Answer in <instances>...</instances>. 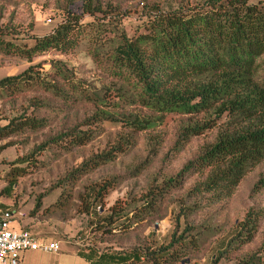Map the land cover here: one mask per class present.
Masks as SVG:
<instances>
[{"label": "trees", "instance_id": "1", "mask_svg": "<svg viewBox=\"0 0 264 264\" xmlns=\"http://www.w3.org/2000/svg\"><path fill=\"white\" fill-rule=\"evenodd\" d=\"M82 2L83 13L90 22H83L81 16L70 11L75 3L72 1L64 9L63 23L44 37L21 36L13 27H0V56L33 62L50 54L68 55L85 43L97 69L115 83L113 89L89 90L60 60L52 61L47 70L42 65L32 66L19 76L1 80V95L38 89L57 101L59 110L73 111L80 105L93 109L92 116L47 140L38 150L62 145L64 151L71 152L87 146L97 135L90 129L83 131L82 127L102 121L124 123L130 131L128 135L117 141L113 151L104 152L76 169L70 179L76 182L113 162L135 134L149 133V155L158 156L165 142L158 129L177 118L183 122L165 161H170L173 154L181 152L194 138L217 129L213 140L203 144L195 158L167 185L158 187L164 191L149 192L143 199V210L139 209L142 201L127 209H113L106 221L108 225L125 219L128 224L122 228L130 229L147 220L157 210L166 190H181L195 176L198 180L187 191V201L208 197L219 202L231 198L251 172L264 166V3L165 0L153 4L130 32L122 26L115 6L107 7L104 0ZM113 93L116 101L111 97ZM53 100L39 99L32 106L44 110ZM46 127V119L23 115L1 131L3 139H7L38 133ZM30 160L23 159L22 163L29 165ZM21 172L20 176H24L26 171ZM16 184L14 179L10 189ZM112 187L111 183L99 189L97 198L102 199ZM252 193H264V172L254 183ZM180 208L168 244L152 253L154 258L137 250L104 249L89 239L83 244L107 255L116 253L127 264L142 260L146 264L181 263L191 252L199 250L201 238L188 220L193 214L191 210L196 212L194 205L187 206L184 202ZM263 222L264 209L252 208L239 225L226 254L242 252L258 240L261 243L256 252L239 257L237 264H264Z\"/></svg>", "mask_w": 264, "mask_h": 264}, {"label": "rangeland", "instance_id": "2", "mask_svg": "<svg viewBox=\"0 0 264 264\" xmlns=\"http://www.w3.org/2000/svg\"><path fill=\"white\" fill-rule=\"evenodd\" d=\"M72 1L75 3L70 11L81 16L83 22H90L89 16L83 13L82 0H0V27H13L21 36H47L63 23L64 9ZM164 1L104 0L107 7H116V15L121 18L122 26L130 32L141 23L143 15L153 4ZM178 1L196 3L203 0ZM259 2L264 3V0H254V3ZM56 60L66 63L81 85L89 90L114 88L115 83L101 74L93 63L85 43L68 55L50 54L33 62L0 56V81L19 76L32 66L42 65L47 70L51 62ZM114 95L111 97L116 101ZM39 99L53 100L38 89H28L16 95L0 94V205L21 211L25 215L22 224L28 230L43 236L51 235L62 242L83 244V241L90 240L98 242L104 249L118 247L137 250L146 252L148 256L151 254L150 258H154L152 253L168 244L175 228V217L186 202L187 206L194 205L196 208V212L191 210L193 214L188 220L196 233L200 234L201 241L199 250L191 252L188 258L178 264H237L239 257L259 249L261 242L258 240L242 252L236 250L225 253L248 211L252 208L264 209V193H252L254 183L264 172V166L251 172L227 200L216 202L205 197L187 201V191L198 180L195 176L188 179L181 190H166L154 214L130 229L122 228L128 224L125 219L113 226L106 222L113 209H127L137 201H142L139 209L143 210L146 195L151 191H164L158 187L174 179L183 166L195 158L202 145L213 140L217 129L194 138L167 162L164 158L173 147L179 125L183 122L175 118L158 129L165 139L158 156L149 155V133L135 134L113 162L83 175L76 182H70L73 172L84 162L113 151L117 141L130 131L124 123L102 121L91 127H82L83 131L90 129L97 133L87 146L71 152L64 151L62 145L49 146L40 152V145L82 123L92 116L93 109L80 105L73 111L59 110L60 104L53 100L49 108L39 111L32 106ZM23 115L44 118L47 127L38 133L28 132L3 139L1 130L13 119ZM28 158H31L29 165H24L23 159ZM139 167L143 168L135 172V168ZM21 170L26 171L24 176H20ZM14 179H17V184L11 190L9 184ZM111 183L113 187L104 197L97 198V191ZM37 205L39 208H36ZM105 228H111L112 231L106 232ZM261 231L264 232V222ZM71 247L70 244L61 243L60 252Z\"/></svg>", "mask_w": 264, "mask_h": 264}, {"label": "built area", "instance_id": "3", "mask_svg": "<svg viewBox=\"0 0 264 264\" xmlns=\"http://www.w3.org/2000/svg\"><path fill=\"white\" fill-rule=\"evenodd\" d=\"M19 210L0 208V264H21L26 252L59 253V241L38 238L23 226Z\"/></svg>", "mask_w": 264, "mask_h": 264}, {"label": "crops", "instance_id": "4", "mask_svg": "<svg viewBox=\"0 0 264 264\" xmlns=\"http://www.w3.org/2000/svg\"><path fill=\"white\" fill-rule=\"evenodd\" d=\"M4 208L5 206L0 205ZM1 208V209H2ZM9 208V207H6ZM16 210V209H13ZM38 238L47 241H58L53 239L51 235L43 236L41 233L33 232ZM71 248L59 253H42V252H26L23 254L21 264H127L122 258H118L116 253H109L108 255L103 251H96L93 248H86L84 244L77 242L68 243ZM100 247V246H99ZM118 248V247H117ZM115 250H117L115 248ZM136 264H146L144 260Z\"/></svg>", "mask_w": 264, "mask_h": 264}]
</instances>
